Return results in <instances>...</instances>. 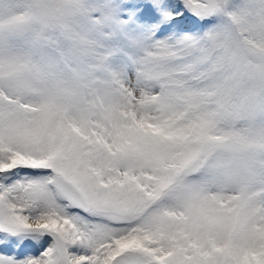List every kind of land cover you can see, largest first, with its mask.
Returning a JSON list of instances; mask_svg holds the SVG:
<instances>
[{
  "label": "snow or ice",
  "instance_id": "1",
  "mask_svg": "<svg viewBox=\"0 0 264 264\" xmlns=\"http://www.w3.org/2000/svg\"><path fill=\"white\" fill-rule=\"evenodd\" d=\"M0 264H264V0H0Z\"/></svg>",
  "mask_w": 264,
  "mask_h": 264
}]
</instances>
